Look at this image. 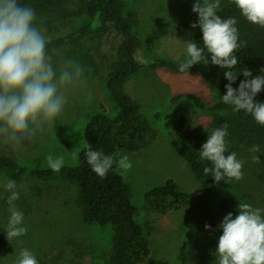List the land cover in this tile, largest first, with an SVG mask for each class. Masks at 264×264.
<instances>
[{
  "label": "rangeland",
  "instance_id": "1",
  "mask_svg": "<svg viewBox=\"0 0 264 264\" xmlns=\"http://www.w3.org/2000/svg\"><path fill=\"white\" fill-rule=\"evenodd\" d=\"M124 13L137 19L136 33L142 46L135 55L140 69L123 84V92L141 108L156 138L146 148L129 153L119 151L115 159L127 155L132 167L126 173L116 166V171L131 192V202L136 208V222L146 237L150 255L144 264H197L212 262L222 231L218 225L231 212L238 214V204L246 202L264 210V189L261 183L264 156L250 149L240 148L238 160L243 162L240 180L230 179L211 193H203L194 180L187 164L173 149L172 127L179 117L203 130L197 144L187 146L199 153L211 135L214 114L195 108L189 101H172L178 95L197 94L207 104L215 95L209 91L199 74L180 75L164 69L148 68L156 58L174 62L187 59V43L174 37V27L192 15L195 0H122ZM202 2V0H201ZM198 16V15H197ZM36 24L52 39L64 36L82 25L85 18L60 22L36 14ZM92 34L81 41L56 49L54 59H74L86 68L87 88L69 95L62 114L45 133L38 134L22 147L14 148L0 142V154L10 153L17 162L28 168L49 167L47 157H63V165L74 166L77 154L84 146L83 132L89 119L97 113L113 116L116 113L104 86L101 75L88 73L89 62H97L102 47L97 48ZM51 39V40H52ZM52 51V50H51ZM199 64V63H198ZM90 93L91 99H88ZM200 154V153H199ZM257 155L259 162L253 161ZM0 174V264H16L21 249L30 250L38 261L50 264H105L111 251L113 230L95 224H83L76 203L77 186L61 177L47 180L29 176L16 182L20 198L16 207L24 215L27 232L23 236L7 239L10 217L3 184L8 180ZM173 182L189 198L185 203H173L174 209L165 215L149 211L144 194L166 181ZM264 215V211H262ZM209 225L210 230H205ZM72 242L77 249L68 245ZM58 255H62L58 259Z\"/></svg>",
  "mask_w": 264,
  "mask_h": 264
},
{
  "label": "trees",
  "instance_id": "2",
  "mask_svg": "<svg viewBox=\"0 0 264 264\" xmlns=\"http://www.w3.org/2000/svg\"><path fill=\"white\" fill-rule=\"evenodd\" d=\"M214 2V0H209ZM21 3L32 7L35 13L60 22H68L85 18L87 22L78 29L52 39L49 51L65 45L74 44L94 35L97 48L102 47V54L97 55V62L90 60L88 73L101 75L109 98L115 105L116 113L109 116L105 113L93 115L87 122L83 137L84 146L77 154L76 165H63L60 171L47 168H28L20 165L10 154H0V174H6L9 179L20 181L29 176L35 179L47 180L61 177L77 186L76 203L80 208V220L83 224H95L99 227L109 226L113 230L111 251L105 264H144L150 255L149 243L141 226L136 222V208L131 202V192L121 175L116 171V165L108 171L105 177L96 175L87 163L85 152L91 144L93 150L105 155L119 151L138 152L152 143L156 134L147 119L141 115L140 106L123 92V84L140 69L135 55L142 43L137 36V19L133 14L124 13L122 0H21ZM217 14L222 19L233 17L237 20L240 45L234 55L237 65L232 69L239 74L243 68H248L253 75L264 74V27L247 22L232 0H220ZM198 16L192 15L174 27L176 40L188 43L192 40L202 46V32L190 25L197 23ZM210 59V57H208ZM174 62L164 58L151 60L148 68H159L174 74L202 76L207 88L215 95L211 104L205 103L197 94L178 95L172 101L185 99L195 108L214 114L211 126L213 130L227 124L228 145L227 154L235 152L239 155L240 148L250 149L260 146L264 156V126L258 125L250 114L235 111L233 106L226 105L222 96L226 94L225 85L228 81L223 72L212 64H195L187 72H180L179 66L184 63ZM242 75L237 76L232 85L237 88ZM256 102H264V89L255 97ZM203 136L201 128H195L184 117H179L172 127L173 149L176 155L188 166L194 180L203 193H211L228 183L225 178L216 183L211 174H205L204 168L211 167L210 162L202 160L200 154L190 149L189 145L197 144ZM181 142L187 144L182 146ZM260 178L264 189V164ZM144 202L149 211L165 215L174 209L173 203H185L189 196L178 190L170 180L144 194ZM68 245L73 250L77 247L72 242ZM62 255H58L61 259ZM40 264H50L42 260ZM197 264H218V258L212 262L199 261Z\"/></svg>",
  "mask_w": 264,
  "mask_h": 264
},
{
  "label": "clouds",
  "instance_id": "3",
  "mask_svg": "<svg viewBox=\"0 0 264 264\" xmlns=\"http://www.w3.org/2000/svg\"><path fill=\"white\" fill-rule=\"evenodd\" d=\"M240 15L250 24L264 27V0H232ZM220 0H195L192 12L198 15L197 23L191 28L202 32V46L192 40L187 43V59L180 64L179 71L187 72L195 64L209 63L226 69L224 78L226 94L222 101L233 106L235 111L250 114L260 126H264V102L255 97L264 89V74L253 75L248 68L237 74L232 69L237 65L234 55L239 33L237 20L233 17L222 19L217 10ZM35 10L21 3V0H0V142L14 148L22 147L38 134L53 128L69 100V95L87 88L86 68L74 59H54L56 50L49 51L52 39L36 24ZM210 57V59H208ZM264 73V68L260 70ZM242 75L237 88L232 85ZM88 99H91L90 93ZM228 125L225 123L211 132L203 143L200 158L210 162L204 173L211 174L216 183L222 180H240L243 176V162L235 152L226 155ZM85 156L91 170L105 177L115 164L123 172L131 169L127 155L117 160L93 150L88 144ZM260 152V146L251 148ZM116 155H120L117 153ZM253 161L259 162L257 155ZM49 167L60 171L63 157H47ZM3 187L10 195L7 198L10 217L7 225V239L23 236L27 232L24 215L16 207L20 198L15 180L8 179ZM262 209L246 202L238 204V214H226L217 226L222 234L218 238L215 256L218 264H264V215ZM205 225V230H210ZM16 264H38L36 256L28 249H21Z\"/></svg>",
  "mask_w": 264,
  "mask_h": 264
}]
</instances>
